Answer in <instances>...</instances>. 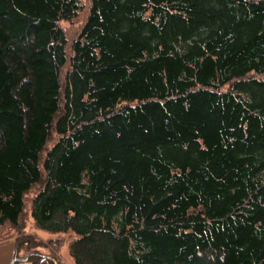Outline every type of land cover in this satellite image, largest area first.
I'll return each instance as SVG.
<instances>
[{"label": "trees", "instance_id": "16d2710c", "mask_svg": "<svg viewBox=\"0 0 264 264\" xmlns=\"http://www.w3.org/2000/svg\"><path fill=\"white\" fill-rule=\"evenodd\" d=\"M87 3L0 0V244L264 264V0Z\"/></svg>", "mask_w": 264, "mask_h": 264}, {"label": "rangeland", "instance_id": "374dc122", "mask_svg": "<svg viewBox=\"0 0 264 264\" xmlns=\"http://www.w3.org/2000/svg\"><path fill=\"white\" fill-rule=\"evenodd\" d=\"M81 3L83 5L82 11L77 15V17L72 22H62L61 27L65 31L68 40L72 39L77 32L79 31L83 21L85 20L86 14H87V8L88 3L87 0H81ZM37 190V188H36ZM35 190V191H36ZM35 191H33L35 193ZM32 193V194H34ZM31 197V194L29 195ZM29 205V200L27 199V205ZM26 211H28V207H26ZM27 215L24 216L25 222L27 223V230L35 234L42 242V245H40L37 248H34L33 251H36L40 255L48 256L53 259H56L57 262H60L61 264H73L72 259L70 258L67 246L73 238V235L70 234H50L45 233L43 231H37L33 228L31 221L29 220V217ZM7 251V253H6ZM10 251L11 254V260L9 264H34L33 260H28L27 256H25L23 249H13V243L7 242L0 244V256L8 254ZM14 256L17 257L19 260L14 261ZM0 264H5L4 262L0 261Z\"/></svg>", "mask_w": 264, "mask_h": 264}, {"label": "crops", "instance_id": "0c3cea01", "mask_svg": "<svg viewBox=\"0 0 264 264\" xmlns=\"http://www.w3.org/2000/svg\"><path fill=\"white\" fill-rule=\"evenodd\" d=\"M9 242H11V241H9ZM7 243V242H6ZM11 243H13V242H11ZM13 249H14V243H13ZM6 253H7V251H6ZM11 254H10V251H9V253L8 254H5V255H1L0 256V261L1 262H4L5 264H9L10 263V260H11ZM12 261V260H11Z\"/></svg>", "mask_w": 264, "mask_h": 264}]
</instances>
